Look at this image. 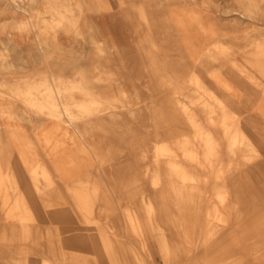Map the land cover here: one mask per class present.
Wrapping results in <instances>:
<instances>
[{
    "label": "bare ground",
    "instance_id": "1",
    "mask_svg": "<svg viewBox=\"0 0 264 264\" xmlns=\"http://www.w3.org/2000/svg\"><path fill=\"white\" fill-rule=\"evenodd\" d=\"M247 1L250 16L259 7ZM10 2L15 10L22 9L16 0ZM185 4L178 0L179 8L168 15H161L153 0L132 4L134 29L143 33L150 48L148 78L137 77L139 81L126 86L123 82L115 87L118 92L111 89L112 78L86 77L74 65L63 68L74 74L73 80L37 73L11 81L0 74V243L13 245L24 256L10 254L1 264H53L29 256L48 254L36 241L38 229L29 225L47 220L41 217L40 203L62 205L64 212L70 208L77 218L101 227L92 209L104 201L100 188L124 190L143 178L155 189L151 197L141 195L152 240L135 212H122L124 225L133 229L142 250L162 255L164 262L213 254L227 255L213 264H264V34L241 46L251 48L242 52L244 63H239L229 59V47L220 41L223 34L204 15L190 16ZM48 11L47 19L33 15L30 31L42 25L39 30L48 34L76 24L74 8L64 0H53ZM13 25L0 27V67L5 69L22 60L17 31L23 32L26 23ZM236 37L231 35L232 40ZM34 39H39L36 32ZM171 49L181 61L166 62ZM109 50L121 51L113 43ZM130 51L140 52L138 46ZM206 63L215 67L205 68ZM47 121L53 126L47 128ZM39 137L51 146V162L36 159ZM100 148L103 155L95 152ZM15 151L17 157L10 159ZM155 201L162 202L161 214ZM51 219L53 224H69L63 213ZM81 240L73 238L74 247L108 256L111 264H126L133 255L139 260L127 238H105L102 244L113 251L85 246ZM238 249L246 254L234 255Z\"/></svg>",
    "mask_w": 264,
    "mask_h": 264
},
{
    "label": "rangeland",
    "instance_id": "2",
    "mask_svg": "<svg viewBox=\"0 0 264 264\" xmlns=\"http://www.w3.org/2000/svg\"><path fill=\"white\" fill-rule=\"evenodd\" d=\"M10 1L0 0V27L5 25V28H14L13 24L21 21L26 23V27L23 32L17 31L20 37L17 49L22 50V60L12 69L0 67V74L3 79L13 81L23 77L34 78L37 73H41L42 75H62L66 78L68 77V80H73L74 74L72 72L70 73L67 69L63 71V68L65 66L67 67V65H74L81 69V74L86 77L97 78L104 76L112 78L109 82L114 92H118V89L115 88L117 85L121 86L124 82L123 85L126 86V84L128 85L131 83L130 80H124L123 78L131 76L129 73L132 71L131 63L132 60H134L135 54L122 53V51H119L117 54L109 50L112 43L115 45H117V43L111 40L112 35L110 31L104 28L101 21L93 16V12L83 3L84 0H64L74 8L75 16L73 19L76 24L73 26H66V31L60 27L61 29H56L54 32L51 31L48 34H44L39 30V28H44L42 25L36 26L33 30L34 32L30 31L31 25H28V21L33 19L32 17L34 14H39L41 19L50 18L48 5L53 3V0H34L33 3H30L31 5H28L29 0H16L22 7L21 10H15ZM153 1L159 6L161 0ZM177 1L178 0H170L169 5H160L157 11L161 15H168L171 9L179 8L175 5ZM253 1L257 4L259 10H254L253 8L251 10L253 14L250 16L246 6L247 0H186L185 8L193 18L196 14H200L210 20L209 22L212 24L214 30L223 34L220 36V41L224 43L225 46L229 47V59L244 63L242 52L251 47L243 49L241 46L249 41L252 42L253 38H262V34H264V0H252V2ZM77 4L81 9L77 8ZM129 9L128 13H124L123 17L124 21H128L127 23L130 25V28H123V30L128 35L129 42L132 43L131 46L134 48L138 46L140 52L137 53V60L142 62L143 66L145 65L147 67L149 66V64H147V51L149 52L150 48L147 46L143 33H139L134 29L137 28V18L132 7ZM35 32L39 35L38 40L34 39ZM2 35V38H4L5 35ZM231 35L237 36V39L232 40ZM38 45L42 46L41 51L38 49ZM172 49H176V47ZM172 49L168 50V56L165 58L166 62L170 60L181 61V56L177 53H173ZM231 52L233 54H231ZM35 55L37 56L35 57ZM206 65L205 68L208 67L210 63H206ZM212 65L213 66H210L215 67V64ZM203 66L204 64L198 65V70L201 69V67L203 69ZM126 91L129 92L131 90L128 89ZM148 92L150 93V90H148ZM167 92H170V90H167ZM145 97L147 96L145 95ZM124 120L126 122L131 121L130 118ZM45 125L47 128L52 127L53 121H47ZM39 140L37 144L38 153H36L37 161L39 163L51 162L53 160L51 146L43 143L41 137H39ZM16 151L10 155V159L17 157ZM95 152L98 153V155L104 154L101 148L100 152ZM29 162H32V160L30 159ZM21 173L25 178L28 177V170L24 169V167ZM50 191L51 190H48V193ZM100 193L104 201L103 203L97 202L92 209L94 210V220H97L101 227L88 224L83 218H77L70 211V208H67L68 213L67 211L64 212L63 209H65V207L62 205L53 207V205L48 206L45 202V206H43V203H40L39 206H41V208L39 212L42 213L41 217H45L47 220H42L43 223L29 222V225L38 229L35 234L36 241L40 244L41 249L43 248V250H46L48 254L47 256H42L39 253H30L29 256L37 261L42 259L49 260L53 264H111L108 256H97L91 249L80 250L74 247L72 239L79 236V239H82L81 241L85 246H99L100 248L103 247L104 249L106 248V250L112 251L115 250L113 246L105 245L104 247L102 244L105 238L111 241L119 239L126 240L127 238L130 242L128 245L134 249L133 252L138 254L139 260L137 262L136 257L133 255L127 260L126 264H213V261L216 263L220 259H227V255H217L214 257L212 254V256H210L211 258L198 257L195 259L189 258L188 261L184 259L179 261L178 257H173L169 261L164 262L165 259L163 260L162 255H158L151 250L149 253L144 249L142 250L133 229L129 224L124 225L123 220H126V216H124L122 212H125L127 209L131 210V212H135L138 220L141 221L144 234H148L147 236L152 240L153 235L150 229L151 226L147 223L149 217L146 213L145 206L141 202V195H143V193L150 195V197L155 193V189L150 187L147 179L143 178V180L138 181L132 186H128L124 190L119 191L116 188L111 189L109 186L106 188L101 187ZM1 205L2 203L0 202V207ZM161 205L162 202L160 201L154 202L157 214H161ZM97 211L108 212V216L98 217L96 215ZM57 212L63 213L65 217L68 216L69 224H53V219L51 218H53L54 214ZM66 212L69 215H65ZM133 216L135 215L133 214ZM1 218L0 215V223H4ZM107 219L109 221H106ZM166 229L167 234H172L173 236V231H170L168 227ZM81 232L83 235H80ZM0 248L2 249L1 251L6 254L4 257L0 256V264L3 262L7 263L5 258L10 254L24 257L23 252L18 254L15 248H13V245L0 243ZM154 249L155 245L153 242V250ZM218 250L219 249L215 250V252H220ZM235 251L238 253L234 255L239 254L240 256H244V254H246L241 249Z\"/></svg>",
    "mask_w": 264,
    "mask_h": 264
},
{
    "label": "crops",
    "instance_id": "3",
    "mask_svg": "<svg viewBox=\"0 0 264 264\" xmlns=\"http://www.w3.org/2000/svg\"><path fill=\"white\" fill-rule=\"evenodd\" d=\"M134 2H136V0H84L83 1V3L86 4L89 10L93 12L92 13L93 16H95L98 20L101 21V24L103 25L104 28H107L110 31L112 35V39L114 40V42L116 41L119 49L121 50L123 47L129 49L126 52H124L122 49L121 50L122 53H130V54L133 53V55L135 53L131 52L130 50L131 48H134V47L131 46L132 43L129 42V39L127 37L128 35L123 30V28H130V25L127 23L128 21H124L123 15L126 12L128 13V11L130 10L129 8L132 7V4ZM169 2L170 0L160 1V3L162 4L161 6H167L169 5ZM166 30L168 32L169 31L171 32V28H168L167 25H166ZM159 43L160 41H158V44ZM137 56L138 55L134 57V60H132V63H131L132 71L129 73L131 76L123 78L124 80H130L131 82L133 81L135 82L138 80L136 79L137 77H140V79L142 78L144 81L147 80L148 73L145 72L146 66L145 65L143 66L142 65L143 63L137 60L138 59ZM146 89L148 88H145V87L141 88V90H144V91Z\"/></svg>",
    "mask_w": 264,
    "mask_h": 264
}]
</instances>
